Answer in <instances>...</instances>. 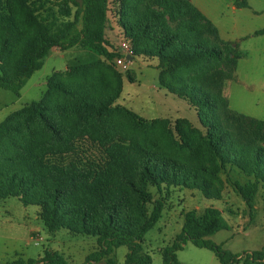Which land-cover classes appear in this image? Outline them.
Wrapping results in <instances>:
<instances>
[{
	"label": "trees",
	"instance_id": "obj_1",
	"mask_svg": "<svg viewBox=\"0 0 264 264\" xmlns=\"http://www.w3.org/2000/svg\"><path fill=\"white\" fill-rule=\"evenodd\" d=\"M109 1L10 0L18 22L0 16V26L12 35L0 34V89L18 96L52 48L78 46L100 60L77 66L80 69L75 67V71L97 80L94 84L103 94V100L92 108L98 118L87 122L85 113L77 107L64 108L55 95L82 105L87 104L88 91L53 73L38 101L23 105L0 122V200L14 198L23 207H36L37 217L49 233L65 230L95 238L97 249L83 264H116L114 251L119 247L127 249L124 264H151L142 247L143 238L161 218L173 189L197 190L204 199L219 200L218 177L223 174L233 192L252 208L259 190L264 191V120L228 108L221 88L232 78L242 54L223 43L215 27L190 2L154 0L158 9L135 19L127 3L131 0H121L124 11L118 25L122 39L130 44L132 58L158 59L162 68L159 86L184 100L195 111L202 129L178 118L172 131L166 119L142 120L129 109L117 108L133 139L127 146L112 143L115 132L105 131L102 122L119 97L121 81L113 72L117 46L113 48L105 36ZM235 6L247 8V0H237ZM221 64L229 66L228 73L213 72L216 80L208 84V69ZM70 115L77 117L71 125L67 122ZM138 134L145 139L164 137L181 154L190 152L198 141L204 161L195 157L184 162L178 153L172 155L182 159L167 156L149 142L140 143ZM81 136L103 148L94 159L86 158L85 164L80 160L94 153L74 143ZM63 153L83 157L75 164H64ZM16 160L21 161V168L14 166ZM232 174L244 180H232ZM221 214L213 207L183 213L180 233L161 250L162 264H179L176 253L186 243L212 252L220 264H264V241L258 251L233 255L207 240L228 230ZM2 264L67 263L58 252L45 251L37 260Z\"/></svg>",
	"mask_w": 264,
	"mask_h": 264
},
{
	"label": "rangeland",
	"instance_id": "obj_2",
	"mask_svg": "<svg viewBox=\"0 0 264 264\" xmlns=\"http://www.w3.org/2000/svg\"><path fill=\"white\" fill-rule=\"evenodd\" d=\"M199 12H201L213 27L225 44L232 46L234 53L242 56L236 60V67L232 78L223 82L221 92L227 101L228 108L246 116L264 120V35L254 36V32L264 29V0H247L249 9H236L237 0H187ZM10 0L0 1V16L8 18L16 24L18 21L13 15L9 3ZM132 7V17L139 19L148 10L158 9L154 6V0H131L127 2ZM126 3V4H127ZM125 4V3H124ZM124 11L121 0H110L108 4V22L105 36L111 46L116 47L121 36V28L118 25L121 12ZM171 27V26H170ZM0 34L11 38L12 35L0 26ZM99 57L94 52L82 49L78 46L66 50L52 48L43 59L42 67L35 71L26 81L16 96L10 91L0 89V122L8 115L18 111L23 105L32 101H38L46 90V81L53 74H59L64 82L79 83L88 91L86 103L77 102L65 95H55L57 101L70 110L77 107L80 113H85L87 122H92V108L101 100L103 94L101 88L94 83L97 80L86 77L81 71H75L77 66L98 62ZM2 62L0 60V66ZM80 67H77L80 69ZM113 72L120 76L121 92L116 101L111 105V112L104 116L102 127L105 131H114L112 143L123 146L130 144L129 126L120 117L117 108L131 110L142 120L166 119L169 128L173 131L174 122L178 118L186 119L196 128L202 129L195 111L187 103L169 94L159 86L158 76L162 68L156 58L145 56L133 57L129 68L121 72L113 67ZM231 70V68H230ZM229 66L218 65L208 69L206 82L216 80L213 72L225 73ZM208 83V84H209ZM85 107V108H84ZM84 116V114H83ZM77 120L76 115H70L67 122L71 125ZM97 123H93L94 129ZM78 136L79 134H75ZM139 142H149L155 148L161 150L167 156L178 157L172 153L181 154L173 146L166 144L164 137L154 138L136 135ZM176 138V136H175ZM37 140V138H36ZM74 143L83 148L88 147L94 156H75L72 153L61 154L64 164L68 162L80 163L91 160L103 150L99 144H92L87 136L75 138ZM189 151H185L182 159L193 161L200 157L204 161L202 147L198 144ZM87 158V159H86ZM20 160H16L14 166L21 168ZM79 163V164H80ZM231 179H244L232 174ZM221 183V197L219 200L204 199L199 191L184 188H175L167 198V205L161 218L155 226L148 231L142 242L144 252L151 258V264H162L161 250L171 244L177 234L180 233L183 223V213L189 210L201 212L204 208L218 209L225 220L228 230H221L207 238V240L225 252L233 255H241L247 252L258 251L264 241V191L259 190L252 208L233 192L223 174L218 177ZM213 186L216 184L213 183ZM152 193L156 192L150 188ZM165 192V191H163ZM36 207H23L16 199L0 200V264L21 259L37 260L43 257L45 251H54L63 255L67 264H83L86 256L97 249L96 239L69 234L65 230L55 233L46 231L37 217ZM33 236H39L41 241L35 245ZM127 249L119 247L114 251L116 264H124ZM179 264H220L212 252L199 249L186 243L181 251L176 253Z\"/></svg>",
	"mask_w": 264,
	"mask_h": 264
},
{
	"label": "built area",
	"instance_id": "obj_3",
	"mask_svg": "<svg viewBox=\"0 0 264 264\" xmlns=\"http://www.w3.org/2000/svg\"><path fill=\"white\" fill-rule=\"evenodd\" d=\"M116 53L117 55L113 59L115 68H117L121 72L127 71L132 60L129 42L121 38L117 45ZM40 240L41 238L39 236L33 238L35 244H37Z\"/></svg>",
	"mask_w": 264,
	"mask_h": 264
},
{
	"label": "crops",
	"instance_id": "obj_4",
	"mask_svg": "<svg viewBox=\"0 0 264 264\" xmlns=\"http://www.w3.org/2000/svg\"><path fill=\"white\" fill-rule=\"evenodd\" d=\"M189 1H190V0H189ZM234 8H236V9H245V8H237L236 6H235ZM247 8L249 9V5H248V7H247ZM247 8H246V9H247ZM262 30H264V29H262ZM258 31H260V30H258ZM256 32H257V31H256ZM253 35L257 37V36L264 35V33H263V34L256 35V34H255V32H254V34H253ZM4 201H5V200H4ZM35 237H36V236H33V237H32V240H33V238H35ZM40 241H41V240H40ZM34 244H35V242H34ZM35 245H36V244H35Z\"/></svg>",
	"mask_w": 264,
	"mask_h": 264
}]
</instances>
